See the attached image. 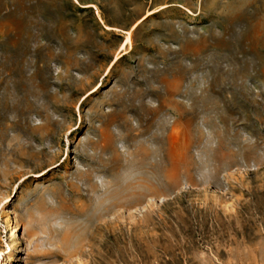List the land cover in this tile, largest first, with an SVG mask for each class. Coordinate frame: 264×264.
Here are the masks:
<instances>
[{
	"label": "rangeland",
	"instance_id": "rangeland-1",
	"mask_svg": "<svg viewBox=\"0 0 264 264\" xmlns=\"http://www.w3.org/2000/svg\"><path fill=\"white\" fill-rule=\"evenodd\" d=\"M0 264H264V0H0Z\"/></svg>",
	"mask_w": 264,
	"mask_h": 264
},
{
	"label": "bare ground",
	"instance_id": "bare-ground-1",
	"mask_svg": "<svg viewBox=\"0 0 264 264\" xmlns=\"http://www.w3.org/2000/svg\"><path fill=\"white\" fill-rule=\"evenodd\" d=\"M153 13H149L147 16H150V15H152ZM140 22L141 21H138L136 24H135V28L140 24ZM104 26V28H105V30H111V31H118L119 29H117V28H112V27H109V26H107L106 24H104L103 25ZM130 37H131V35L129 34V36L126 38V42L122 45V47H121V51H120V53L121 52H123L124 50H125V48H126V45L129 43V41H130ZM114 64V63H113Z\"/></svg>",
	"mask_w": 264,
	"mask_h": 264
}]
</instances>
